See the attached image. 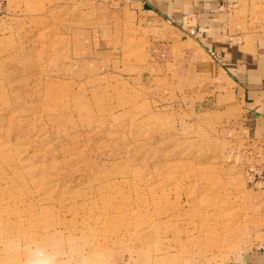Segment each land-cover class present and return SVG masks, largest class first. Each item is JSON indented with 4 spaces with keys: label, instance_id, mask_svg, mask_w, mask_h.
Returning a JSON list of instances; mask_svg holds the SVG:
<instances>
[{
    "label": "rangeland",
    "instance_id": "1",
    "mask_svg": "<svg viewBox=\"0 0 264 264\" xmlns=\"http://www.w3.org/2000/svg\"><path fill=\"white\" fill-rule=\"evenodd\" d=\"M131 1L7 0L0 264H264V162L205 82L215 40L146 34ZM241 1L233 25L264 41V0Z\"/></svg>",
    "mask_w": 264,
    "mask_h": 264
},
{
    "label": "crops",
    "instance_id": "2",
    "mask_svg": "<svg viewBox=\"0 0 264 264\" xmlns=\"http://www.w3.org/2000/svg\"><path fill=\"white\" fill-rule=\"evenodd\" d=\"M131 2L135 8L133 12L136 19L145 24L141 29L146 34H156L153 29L160 27V24H166L167 31L179 35L173 31L174 23L186 31L195 28L202 37L215 40L213 43L221 52L225 65L219 70L218 75L205 82L216 84L217 87H214L216 104L228 105L230 110L238 108L240 114L243 112L245 136L257 144L254 143L251 148L255 150V156L264 162V41L252 39L253 35L251 39L248 38L250 34L237 30L236 25H233L234 20L238 19V17L234 18L236 7H241L246 2L240 3V0H132ZM225 21L229 22L227 32H223ZM168 23H172L174 27ZM226 37L237 39L233 42L229 40L228 45L226 44L228 50L224 55L221 49L225 44L221 46L218 44ZM175 44L176 48H182L188 45V41ZM188 49L186 59L191 65L192 62L207 61L202 46L189 44ZM182 55L178 52L177 58ZM197 68H200V65ZM204 76L207 78L206 75ZM259 143L260 148L257 147ZM258 149H260L259 154ZM259 253L264 262V250ZM249 257H251L249 261L257 259L253 258V254Z\"/></svg>",
    "mask_w": 264,
    "mask_h": 264
},
{
    "label": "built area",
    "instance_id": "3",
    "mask_svg": "<svg viewBox=\"0 0 264 264\" xmlns=\"http://www.w3.org/2000/svg\"><path fill=\"white\" fill-rule=\"evenodd\" d=\"M6 3H7V0H0V17L5 12ZM213 56H215V54H213Z\"/></svg>",
    "mask_w": 264,
    "mask_h": 264
}]
</instances>
